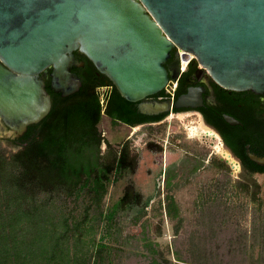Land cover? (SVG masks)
Listing matches in <instances>:
<instances>
[{"label":"trees","instance_id":"trees-1","mask_svg":"<svg viewBox=\"0 0 264 264\" xmlns=\"http://www.w3.org/2000/svg\"><path fill=\"white\" fill-rule=\"evenodd\" d=\"M77 72L83 84L80 92L63 98L50 91L52 110L39 126L29 127L26 145L9 156L0 150V264H115L127 257L125 247L146 264H264V220H255L250 230H240L237 208L227 197L230 168L216 157L214 165L223 178L216 181V191L201 193L190 232L172 194L181 187L175 182L178 175L175 170L166 173V194L164 199L158 195L151 211L174 224L170 245H160L151 234L146 219L151 199L128 220L123 216L132 208L129 194L106 208L110 170L119 175L128 170L135 173L138 160L128 142L110 151L109 164L103 162L98 124L104 109L115 122L137 124L130 118L134 104L113 85L114 95L103 105L96 93L98 85ZM198 152L197 163L186 171L187 179L209 154ZM239 189L251 192L250 185ZM251 193L252 201L259 202L257 192ZM56 196L74 205L57 206ZM140 222L142 231L135 236L130 229Z\"/></svg>","mask_w":264,"mask_h":264},{"label":"water","instance_id":"water-1","mask_svg":"<svg viewBox=\"0 0 264 264\" xmlns=\"http://www.w3.org/2000/svg\"><path fill=\"white\" fill-rule=\"evenodd\" d=\"M174 48L223 88L264 94V0H0V118L18 137L50 114L48 69L52 90L78 93L75 51L124 99L142 102L166 87ZM172 104L140 108L157 114Z\"/></svg>","mask_w":264,"mask_h":264},{"label":"rangeland","instance_id":"rangeland-1","mask_svg":"<svg viewBox=\"0 0 264 264\" xmlns=\"http://www.w3.org/2000/svg\"><path fill=\"white\" fill-rule=\"evenodd\" d=\"M99 130L104 135V141L100 146V156L103 162L109 164L110 160L108 155L112 150L118 151L122 145L128 142L131 143V149L137 155L135 161L138 160L135 166V173L128 170L123 171L119 175L113 168L110 170L108 174L107 197L105 200L106 208H111L129 194L127 202L132 205V208L123 216L124 220H128L151 199L149 207L147 208L146 219L150 222L151 234L156 237V240L162 246L170 245L175 238L173 230L174 224L165 215L154 216V213L151 211V207L157 205L158 195L161 194L162 199H164V195L166 194L164 168L171 163H180L181 159H185V156H187L191 157V160L188 162L191 169V164L197 163V159H199L196 157L198 156L197 153H199L198 150L209 152L204 165L198 168L188 179L185 174L186 171L188 172L190 170L189 167L184 170L182 164L179 165L176 171L178 176L175 182L178 181L181 187L172 192L180 207V214L184 219V223L188 226V231L190 232V228H195V218L198 217L197 202L201 193L203 191L209 192L210 190L216 191V181L219 178H223L224 173H221L215 167L213 158L216 157L218 160L225 159L224 155L219 150H216V146L218 145L217 140L211 136H206L204 131L207 130L203 127L201 128L200 120L190 117L176 118L169 121L166 127L156 129L152 134L147 130H137L134 133V129L110 124L109 120L103 116ZM162 139H165L164 145H167V150L163 149V153H155L148 149L147 144L157 141L162 142ZM167 140L171 144L166 143ZM179 140L183 142L182 146L184 150L189 152L190 155H187L181 148L176 149L173 147V145H177L176 142ZM0 150L9 156L18 152L20 149L13 148L7 142L3 141L0 143ZM226 165L229 166L227 163ZM230 170L232 180L231 186L227 191V197H229L231 204L237 208L236 216L239 228L244 232L251 229L255 220L260 222V219L264 220V181H256L257 186L249 180L239 181L237 180L238 173H234L232 169ZM249 184L252 185L250 186L251 192H257L259 202L254 203L252 201L251 192L248 194L239 189L240 185L248 186ZM55 198L57 206H63L65 204L70 208L74 205L68 201L69 199H62L60 196H56ZM65 200L67 201L66 203ZM144 221L142 220V222ZM142 222H140V225L133 226L130 229L133 235L138 236L142 231ZM182 233L185 236L184 232ZM157 235L161 236L157 237ZM112 245L118 247V245ZM125 251L127 257L119 263L118 260H115V264H146L141 257L136 258L133 255L134 253L130 252V248L125 247Z\"/></svg>","mask_w":264,"mask_h":264},{"label":"flooded vegetation","instance_id":"flooded-vegetation-1","mask_svg":"<svg viewBox=\"0 0 264 264\" xmlns=\"http://www.w3.org/2000/svg\"><path fill=\"white\" fill-rule=\"evenodd\" d=\"M81 54L75 51L74 57L83 65L73 67L71 71L78 76L81 82L82 79L79 77L77 70L80 71L82 77L88 78L98 85L96 93L101 97V103L107 105L109 98L114 95L112 82L105 75L100 74L96 68L95 70L87 64ZM163 66L169 75L166 87L142 102L133 103L134 108L130 118L137 121V124L129 126L121 122H115L105 114V109L102 111V117L105 116L110 124L134 129V133L137 130L148 131L149 128L156 131V129L166 127L169 121L176 118L190 117L198 119L201 128L211 130L215 134V137L212 138L216 139L218 144L222 145L223 150L230 155V159L227 158L230 160L229 168L231 169L232 163L239 165L237 180L264 181V94H258L251 90L234 91L223 88L193 54L185 53L178 48L171 51L170 58ZM51 72L52 69H48L42 73L41 78L46 83V89L51 96L53 106V97L50 91L58 96H61V94L51 88ZM184 97H188L185 106L177 107L176 103ZM171 101L173 103L171 108L157 114H145L140 108L143 103H166ZM44 120L35 125L39 126ZM101 121L102 118L98 124V133L103 142L104 135L99 130ZM25 134L18 137L12 136L10 127L0 118V143L5 141L13 148L21 149L26 145ZM164 143L165 139H162V142H150L147 146L152 152L163 153V149L167 150V145H164ZM166 143H169L168 140ZM176 144L173 145L174 148L184 150L181 140ZM185 153L190 155L187 151ZM189 160H191V157L185 156V159H181L180 163H171L166 166L164 168V180L167 172L177 171L181 164L184 170L188 167L190 169ZM182 167L180 166V168Z\"/></svg>","mask_w":264,"mask_h":264},{"label":"bare ground","instance_id":"bare-ground-1","mask_svg":"<svg viewBox=\"0 0 264 264\" xmlns=\"http://www.w3.org/2000/svg\"><path fill=\"white\" fill-rule=\"evenodd\" d=\"M204 132H205V134H206L207 136L215 137V134H214L212 131H210V130H207V131H204ZM203 134H204V133H203ZM216 150H219L220 153H221L222 155H224L225 158L230 159V157H229L230 155H229L225 150H223L221 144H218V145L216 146ZM228 159H227V160H228ZM229 161H230V160H229Z\"/></svg>","mask_w":264,"mask_h":264},{"label":"built area","instance_id":"built-area-1","mask_svg":"<svg viewBox=\"0 0 264 264\" xmlns=\"http://www.w3.org/2000/svg\"><path fill=\"white\" fill-rule=\"evenodd\" d=\"M231 169H232V171H233L234 173H238L240 167H239V165H237L236 163H232V164H231Z\"/></svg>","mask_w":264,"mask_h":264}]
</instances>
